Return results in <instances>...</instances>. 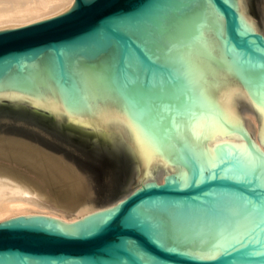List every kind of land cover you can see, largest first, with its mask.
<instances>
[{
    "label": "water",
    "instance_id": "obj_1",
    "mask_svg": "<svg viewBox=\"0 0 264 264\" xmlns=\"http://www.w3.org/2000/svg\"><path fill=\"white\" fill-rule=\"evenodd\" d=\"M244 111L264 146V0H74L0 29V131L64 151L96 206L118 202L0 222V264H264V152ZM45 134L117 148L137 186L107 202L109 172Z\"/></svg>",
    "mask_w": 264,
    "mask_h": 264
},
{
    "label": "bare ground",
    "instance_id": "obj_2",
    "mask_svg": "<svg viewBox=\"0 0 264 264\" xmlns=\"http://www.w3.org/2000/svg\"><path fill=\"white\" fill-rule=\"evenodd\" d=\"M73 2L74 0H0V29L27 24L59 14L69 8ZM239 90L253 104L258 103L243 85L239 86ZM239 119L242 128L264 152V146L257 138L256 116L250 115L252 125H254L253 128L250 126L251 129L244 124L240 117ZM0 150H6L5 155L2 156L11 161L15 158L14 162L19 161L25 164L27 161V164L35 166L38 165L35 161H40L41 164L38 165V169L35 167V170H38L42 179L47 180L46 183L41 182L39 184V181L34 180L35 178L24 177L7 169L6 171L0 170V222L20 216L38 215L57 218L66 223H75L89 214L112 208L118 203L103 209L88 202L86 193L77 190L78 186L81 185L79 179L70 177L69 171L63 166H57V164L43 160L45 157L34 150L21 149L20 151L10 145L8 147L0 146ZM19 151L22 153L20 155L22 158L17 160ZM12 153L16 157L7 155ZM23 158H27V160L25 161ZM33 166L32 169H34ZM56 169H59L58 174L55 172ZM31 173L35 174L34 172ZM56 184H63L64 188L55 189Z\"/></svg>",
    "mask_w": 264,
    "mask_h": 264
},
{
    "label": "rangeland",
    "instance_id": "obj_3",
    "mask_svg": "<svg viewBox=\"0 0 264 264\" xmlns=\"http://www.w3.org/2000/svg\"><path fill=\"white\" fill-rule=\"evenodd\" d=\"M250 115L255 116V114L251 111H244L241 113L240 118L241 120H243L246 126H249V128L251 126L253 128L254 125H252L253 123L250 119ZM249 122H251V124H249ZM15 124H20V123L16 122ZM1 127H4V126H1ZM251 132H253V130H251ZM46 136L49 138V140L55 141L58 144L65 146L67 150L70 151L71 153L78 154L79 156L83 158L88 157L89 159H92L93 164L98 166L99 169L109 172L108 173V178H109L108 189L109 190L107 189L108 192H105L107 195L106 197L107 202L111 203L115 201L116 199H119L123 194L128 192L129 190L128 188H131V187L133 188L134 186H137V175L135 177V182L131 184L129 183V180L125 177L124 173L127 167L123 164L122 162L123 156L118 154L117 148H114L113 150L107 149V148L103 149L100 147L90 148V147H87L86 144H83L82 146H79V147H75V146L72 147L70 145H66L64 142H61L60 140H57L49 136L48 134ZM9 141H11L12 143H16V144L22 143V142L29 144L30 146L35 148V151L37 150L43 153V156L45 157V159L43 160L50 161L54 164H57V166L61 165L64 168H66L67 171H69L70 177H75L77 180L78 179L80 180L81 185L78 186L77 190H79V192L83 191V193H86L88 197V202L95 205L97 204L95 203L96 202L95 200L97 201L103 200L102 195L99 194L102 191V189L99 187L98 183H96V181H90L89 180L90 176L87 170L85 168H82L81 166L76 165L73 162V160L69 158L68 154L65 153L64 151L62 150L51 151L48 148L41 147V146L39 147L36 141L35 140L33 141V139L23 137L22 135H15L14 133L10 134V133H4L3 131H0V144L6 143ZM5 153H6V150H0V170L6 171L7 169L8 171H13L15 173L17 172V174L22 175L24 177L27 176L32 179L35 178L34 180H36V182L39 181L38 182L39 184H41V182L46 183L47 180L42 179L40 173L37 170L39 163H37L38 165H35L36 164L35 163L34 164L35 166L31 164L34 167V169H32V166L30 164L25 163L26 165H29V166H26L24 163L19 164V162H14V160H12L13 161L12 162L11 160L4 158V156L2 155H5ZM40 155L42 154L40 153ZM35 167L37 168L36 170H35ZM58 170L59 169L55 170L57 174L59 173ZM31 172H34L35 174ZM37 174L40 176L37 177L38 176ZM120 174H122V176H121V180L119 181ZM56 185H57L56 187L54 186L55 189L59 188L58 190H60L64 188L63 184H56ZM97 206L101 207L102 205L99 204Z\"/></svg>",
    "mask_w": 264,
    "mask_h": 264
},
{
    "label": "flooded vegetation",
    "instance_id": "obj_4",
    "mask_svg": "<svg viewBox=\"0 0 264 264\" xmlns=\"http://www.w3.org/2000/svg\"><path fill=\"white\" fill-rule=\"evenodd\" d=\"M118 152V151H117ZM119 155H121L120 153H118ZM121 176H122V174H120V177H119V181L121 180Z\"/></svg>",
    "mask_w": 264,
    "mask_h": 264
},
{
    "label": "snow or ice",
    "instance_id": "obj_5",
    "mask_svg": "<svg viewBox=\"0 0 264 264\" xmlns=\"http://www.w3.org/2000/svg\"><path fill=\"white\" fill-rule=\"evenodd\" d=\"M259 151V150H258Z\"/></svg>",
    "mask_w": 264,
    "mask_h": 264
}]
</instances>
